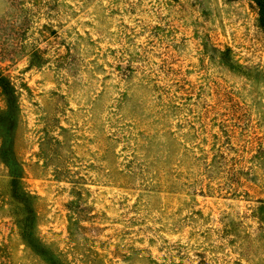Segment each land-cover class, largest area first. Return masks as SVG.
I'll use <instances>...</instances> for the list:
<instances>
[{
  "label": "rangeland",
  "instance_id": "obj_1",
  "mask_svg": "<svg viewBox=\"0 0 264 264\" xmlns=\"http://www.w3.org/2000/svg\"><path fill=\"white\" fill-rule=\"evenodd\" d=\"M264 0H0V264H264Z\"/></svg>",
  "mask_w": 264,
  "mask_h": 264
},
{
  "label": "trees",
  "instance_id": "obj_2",
  "mask_svg": "<svg viewBox=\"0 0 264 264\" xmlns=\"http://www.w3.org/2000/svg\"><path fill=\"white\" fill-rule=\"evenodd\" d=\"M260 10H261V11H260V15L263 16V15H264V9L261 8Z\"/></svg>",
  "mask_w": 264,
  "mask_h": 264
}]
</instances>
